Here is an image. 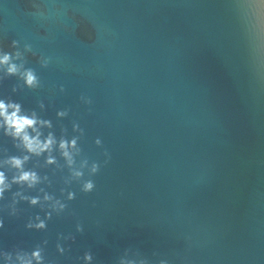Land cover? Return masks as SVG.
<instances>
[{
  "label": "water",
  "instance_id": "water-1",
  "mask_svg": "<svg viewBox=\"0 0 264 264\" xmlns=\"http://www.w3.org/2000/svg\"><path fill=\"white\" fill-rule=\"evenodd\" d=\"M0 103V264H264V0H0Z\"/></svg>",
  "mask_w": 264,
  "mask_h": 264
},
{
  "label": "clouds",
  "instance_id": "clouds-1",
  "mask_svg": "<svg viewBox=\"0 0 264 264\" xmlns=\"http://www.w3.org/2000/svg\"><path fill=\"white\" fill-rule=\"evenodd\" d=\"M31 79L32 78L29 77V82H31ZM4 109H5V106L2 103H0V115H5ZM6 120L8 121L10 126L15 128L17 134L22 132L25 127L31 126L35 123L33 120H30L26 117H17L15 112L10 117L6 116ZM24 139L28 141L27 136H25ZM29 147L31 148V142H29ZM27 178H28V174H25L23 179H27ZM0 180H2V178H0Z\"/></svg>",
  "mask_w": 264,
  "mask_h": 264
}]
</instances>
